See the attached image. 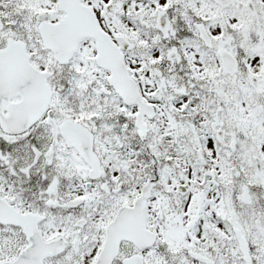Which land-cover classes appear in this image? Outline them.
<instances>
[{
	"label": "snow or ice",
	"instance_id": "obj_1",
	"mask_svg": "<svg viewBox=\"0 0 264 264\" xmlns=\"http://www.w3.org/2000/svg\"><path fill=\"white\" fill-rule=\"evenodd\" d=\"M0 264H264V0H0Z\"/></svg>",
	"mask_w": 264,
	"mask_h": 264
}]
</instances>
